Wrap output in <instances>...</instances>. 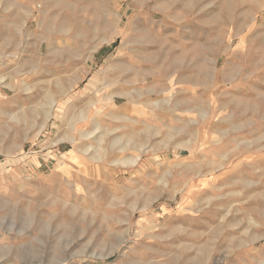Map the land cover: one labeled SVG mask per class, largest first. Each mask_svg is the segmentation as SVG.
<instances>
[{"label":"rangeland","instance_id":"rangeland-1","mask_svg":"<svg viewBox=\"0 0 264 264\" xmlns=\"http://www.w3.org/2000/svg\"><path fill=\"white\" fill-rule=\"evenodd\" d=\"M0 264H264V0H0Z\"/></svg>","mask_w":264,"mask_h":264}]
</instances>
